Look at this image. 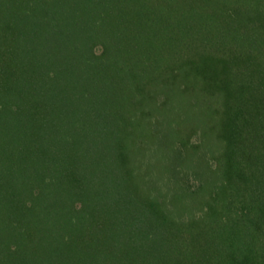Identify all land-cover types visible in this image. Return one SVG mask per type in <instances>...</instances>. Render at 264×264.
Listing matches in <instances>:
<instances>
[{"label":"trees","instance_id":"obj_1","mask_svg":"<svg viewBox=\"0 0 264 264\" xmlns=\"http://www.w3.org/2000/svg\"><path fill=\"white\" fill-rule=\"evenodd\" d=\"M0 264H264V0H0Z\"/></svg>","mask_w":264,"mask_h":264}]
</instances>
